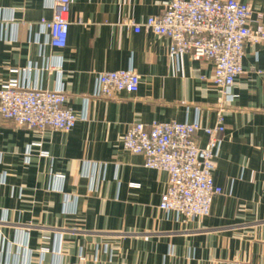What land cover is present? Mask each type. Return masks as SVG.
Returning <instances> with one entry per match:
<instances>
[{
  "label": "crops",
  "instance_id": "0c3cea01",
  "mask_svg": "<svg viewBox=\"0 0 264 264\" xmlns=\"http://www.w3.org/2000/svg\"><path fill=\"white\" fill-rule=\"evenodd\" d=\"M54 0H0V87L59 90L77 116L67 132L0 122V264H264V43L221 95L213 64L169 53L141 29L169 0H71L66 45L38 23ZM248 3L264 25V0ZM132 69L138 90L92 97L100 73ZM223 108L210 214L185 222L159 209L168 175L123 148L135 123L199 122ZM204 146L206 135L196 136Z\"/></svg>",
  "mask_w": 264,
  "mask_h": 264
},
{
  "label": "built area",
  "instance_id": "2783aa9c",
  "mask_svg": "<svg viewBox=\"0 0 264 264\" xmlns=\"http://www.w3.org/2000/svg\"><path fill=\"white\" fill-rule=\"evenodd\" d=\"M71 0H54L52 18L38 20L54 48L66 45ZM248 3L239 0H169L161 14L142 24L130 22L135 32L141 29L170 39L169 53L188 54L195 60L213 64L212 84L221 95L219 103L230 96L236 78L243 73L242 59L247 44L264 43V25ZM139 75L132 69L102 72L92 97L114 99L120 93L138 90ZM67 96L59 90L25 88L16 82L0 87V122L18 127L70 131L77 122L66 106ZM223 108L213 127L199 122H158L130 125L123 136L124 150L140 154L144 166L168 175L167 187L159 209L174 212L185 222L210 214L213 198L222 193L215 185L216 150L225 131ZM206 135L204 146L196 136Z\"/></svg>",
  "mask_w": 264,
  "mask_h": 264
}]
</instances>
